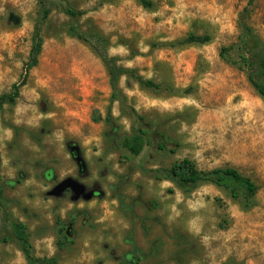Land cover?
I'll return each mask as SVG.
<instances>
[{
  "label": "rangeland",
  "instance_id": "rangeland-1",
  "mask_svg": "<svg viewBox=\"0 0 264 264\" xmlns=\"http://www.w3.org/2000/svg\"><path fill=\"white\" fill-rule=\"evenodd\" d=\"M149 1L48 0L39 63L26 73L40 1L0 0V96L26 79L0 112V264H27L16 242H2L13 223L26 226L36 257L60 264H128L129 255L137 264H264V97L242 62L264 55V0ZM67 6L84 13L83 31L108 40L119 66L160 89L123 77L124 99L114 101L101 58L69 34ZM191 35L211 41L168 46ZM109 116L120 138L148 126L155 145L140 156L115 145ZM163 135L167 151L157 147ZM185 159L237 169L258 187L255 206L244 210L212 184L186 194L154 177ZM67 178L101 195L49 197ZM73 216L74 243L60 249L57 221Z\"/></svg>",
  "mask_w": 264,
  "mask_h": 264
},
{
  "label": "trees",
  "instance_id": "trees-1",
  "mask_svg": "<svg viewBox=\"0 0 264 264\" xmlns=\"http://www.w3.org/2000/svg\"><path fill=\"white\" fill-rule=\"evenodd\" d=\"M42 8V19L36 27L33 36V47L30 55V60L26 64V73L35 68L39 63V57L43 49V39L41 35V25L49 17L51 8L48 0H39ZM144 6L150 7L152 3L149 0H139ZM252 2L254 0H251ZM66 15L71 19L72 24L69 28V34L88 44L92 50L101 58L104 65L107 68L110 87L112 90V98L115 101L123 100L124 95L120 88V82L123 77H129L138 82L142 87L159 90L160 86L153 81H147L136 71L131 69H125L117 64L115 58H111L108 54V40L97 32H85L78 24V19L84 15L83 12L74 10L71 7L65 8ZM211 38L209 36H195L191 35L185 42L172 43L168 46L176 48L184 44H199L205 45L210 43ZM227 49H224V53ZM244 66L248 70V79L253 88L259 95L264 97V55L257 54L252 60L243 58ZM26 85V79L24 78L20 83L15 84L12 88V92L0 96V112L5 106H14L20 98L21 88ZM112 124V117L109 116L106 120ZM139 121H143L140 119ZM117 126L112 124V133H108L109 138L113 143L122 144L132 155L140 156L146 147L155 145L153 138H151V128L148 126L145 129L135 130L134 134L127 138H120L116 132ZM153 139V140H152ZM157 147L161 151H167L168 139L163 135L157 142ZM1 163V155H0ZM154 177L157 180H167L174 183L184 193H192L196 188L203 184H212L220 189L226 191L232 199L239 201L244 210H250L255 206V197L258 191L257 185L249 178L243 176L237 169L234 168H216L211 171L200 170L196 163L185 159L181 162L175 163L170 169L155 170L153 172ZM154 207H158V204L154 202ZM77 216H73L67 223L62 222L60 219L57 221L58 230L57 235L60 238L59 248L64 249L68 244L74 243L75 238V225L77 223ZM12 231L9 236L5 237L2 242L8 243L10 241L16 242L25 257L27 264H60L58 258H38L34 255L33 246L30 241V236L27 232L25 225L21 223H13L11 225ZM139 261L134 255L127 257L128 264H137Z\"/></svg>",
  "mask_w": 264,
  "mask_h": 264
},
{
  "label": "water",
  "instance_id": "water-1",
  "mask_svg": "<svg viewBox=\"0 0 264 264\" xmlns=\"http://www.w3.org/2000/svg\"><path fill=\"white\" fill-rule=\"evenodd\" d=\"M73 158L76 160L79 170L81 173L86 171V164L83 160L80 151L78 148L72 149L71 151ZM72 193V200L78 202L80 200L89 202L91 201L96 194L101 195L99 191H89L88 188L82 184L80 181L74 178H67L62 182L58 183L49 193L48 196L56 199L63 198L67 192Z\"/></svg>",
  "mask_w": 264,
  "mask_h": 264
},
{
  "label": "flooded vegetation",
  "instance_id": "flooded-vegetation-1",
  "mask_svg": "<svg viewBox=\"0 0 264 264\" xmlns=\"http://www.w3.org/2000/svg\"><path fill=\"white\" fill-rule=\"evenodd\" d=\"M67 193H71L70 191H68ZM95 197H98V195L96 194V196Z\"/></svg>",
  "mask_w": 264,
  "mask_h": 264
}]
</instances>
